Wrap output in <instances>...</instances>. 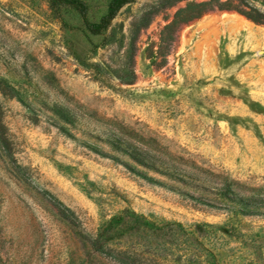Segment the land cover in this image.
I'll use <instances>...</instances> for the list:
<instances>
[{"label":"rangeland","instance_id":"obj_1","mask_svg":"<svg viewBox=\"0 0 264 264\" xmlns=\"http://www.w3.org/2000/svg\"><path fill=\"white\" fill-rule=\"evenodd\" d=\"M189 1L0 0V264H264V0Z\"/></svg>","mask_w":264,"mask_h":264},{"label":"trees","instance_id":"obj_2","mask_svg":"<svg viewBox=\"0 0 264 264\" xmlns=\"http://www.w3.org/2000/svg\"><path fill=\"white\" fill-rule=\"evenodd\" d=\"M53 4L69 6L75 9L81 16L86 28L92 34L101 33L109 25L110 20L116 15L118 10L125 4L131 2L132 0H110L107 6V11L104 15L100 17L98 21L91 22L87 18V5L83 0H50ZM216 4L218 8H229L226 3L220 0H205V1H189L184 7L179 8L173 17L172 24H178L180 22H186L188 20L199 17L206 9L212 4ZM242 14L247 17L257 20L256 17L250 13L237 9ZM4 124L2 121V114L0 112V142H6V137L4 135Z\"/></svg>","mask_w":264,"mask_h":264}]
</instances>
